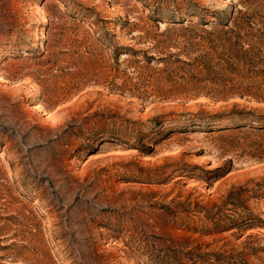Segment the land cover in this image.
<instances>
[{
  "label": "rangeland",
  "instance_id": "rangeland-1",
  "mask_svg": "<svg viewBox=\"0 0 264 264\" xmlns=\"http://www.w3.org/2000/svg\"><path fill=\"white\" fill-rule=\"evenodd\" d=\"M240 1L0 0V264H264V102L165 94L180 63L145 60Z\"/></svg>",
  "mask_w": 264,
  "mask_h": 264
},
{
  "label": "trees",
  "instance_id": "trees-1",
  "mask_svg": "<svg viewBox=\"0 0 264 264\" xmlns=\"http://www.w3.org/2000/svg\"><path fill=\"white\" fill-rule=\"evenodd\" d=\"M216 13L217 11H213V14ZM174 22L183 23V20ZM191 27H199L201 31L196 36L190 37L186 44L188 50L183 53L186 58H182L181 53L173 54L176 55L174 61L168 58L170 56L145 58L148 63L152 60L167 64L180 63V68L185 73L182 78L186 82L179 83L178 88L164 93L180 92L186 99H197L205 95L216 101L242 97L264 102V0H241L230 6L229 14L224 19H203L195 21ZM108 44L107 46H112L111 43ZM124 52H126L124 47L117 46L112 54L118 66H120V55ZM193 54L196 55L192 57ZM37 57V55L33 56V58ZM39 71L44 77L36 78L35 81L44 89V85L47 84L45 81L50 80L51 77H46L48 69ZM134 86L138 89L137 84ZM61 89L62 86L54 85L50 90L56 95L55 103L66 101V96L78 92L82 86L75 84L61 93L54 92ZM44 93L41 92L38 98H42ZM66 127V138L57 132V137L48 141L53 143L64 140L67 146L72 147L86 132L98 130L97 125L88 117L82 121L68 122ZM40 186H36L33 190L38 198L43 200L37 190H40ZM52 204L51 201L44 203L49 209ZM104 224L107 228L111 227L107 223Z\"/></svg>",
  "mask_w": 264,
  "mask_h": 264
},
{
  "label": "bare ground",
  "instance_id": "bare-ground-1",
  "mask_svg": "<svg viewBox=\"0 0 264 264\" xmlns=\"http://www.w3.org/2000/svg\"><path fill=\"white\" fill-rule=\"evenodd\" d=\"M47 115H51L50 113H47ZM0 156H2V157H4V154H3V152L2 153H0ZM1 157V158H2Z\"/></svg>",
  "mask_w": 264,
  "mask_h": 264
}]
</instances>
